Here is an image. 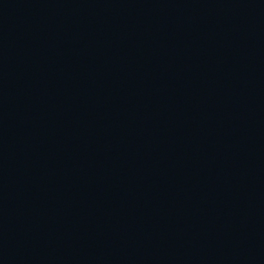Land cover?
<instances>
[{
    "label": "water",
    "instance_id": "water-1",
    "mask_svg": "<svg viewBox=\"0 0 264 264\" xmlns=\"http://www.w3.org/2000/svg\"><path fill=\"white\" fill-rule=\"evenodd\" d=\"M0 264H264V0H0Z\"/></svg>",
    "mask_w": 264,
    "mask_h": 264
}]
</instances>
